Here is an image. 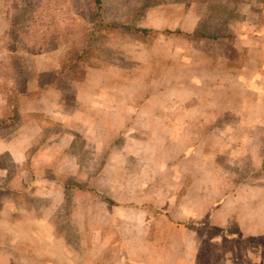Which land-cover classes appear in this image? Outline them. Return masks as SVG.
<instances>
[{"label":"rangeland","instance_id":"1","mask_svg":"<svg viewBox=\"0 0 264 264\" xmlns=\"http://www.w3.org/2000/svg\"><path fill=\"white\" fill-rule=\"evenodd\" d=\"M144 1L103 0L142 36L48 0L57 41L14 53L28 0L0 1V264H264V0ZM84 45L83 80L39 85Z\"/></svg>","mask_w":264,"mask_h":264},{"label":"trees","instance_id":"2","mask_svg":"<svg viewBox=\"0 0 264 264\" xmlns=\"http://www.w3.org/2000/svg\"><path fill=\"white\" fill-rule=\"evenodd\" d=\"M2 1V0H0ZM9 3L15 1L21 3L24 0H7ZM48 0H40L38 3H35V0H28L27 4H23L22 6V15L26 14V18H21L20 15L16 16L11 20L9 28L5 31V45L9 47L11 53H14L16 50L17 43L20 42L23 38H33L37 39L39 43H49L55 41L59 35H57L54 40H52V36H50L51 29L48 28V24L45 25V18H47L46 13L51 11L52 7L47 4ZM94 9V25L92 30L96 33L102 30H107L110 28L116 29L120 26L124 28H128L129 30L138 32L142 36L148 33H157L158 31L153 28L141 27V26H126V24H120L116 21H107L105 19L103 13V0H89ZM150 2L144 1L139 4V7L135 10V14L140 15L144 14L149 7ZM54 11V9H53ZM53 11L51 13H53ZM44 17V18H42ZM43 21V22H42ZM178 32H182L188 38H199L204 36L217 37L215 33H207L203 30L197 29L192 32H184L181 30H177ZM57 41V40H56ZM92 51L91 46L84 45L81 48H74L68 50L62 61L61 66L57 72L49 74L47 78H41L39 80V85L41 87H48L49 85H58L64 80V77H70L71 79L83 80L87 74L86 66L92 65L90 62V54ZM12 59H15V55H11ZM15 71V84L21 85L26 80H23L20 77V73L23 72L21 64L17 63ZM13 69V68H12ZM13 73H6L4 80L6 81L10 77L12 78ZM19 74V75H18ZM10 78V79H11ZM26 85V82L24 83ZM6 85V84H5ZM61 85V84H60ZM7 87V85H6ZM9 88V87H8ZM13 93H7V97L11 102L12 97L17 95L16 88L12 89ZM11 91V90H9ZM26 87L23 86L21 89L19 88L20 93H25Z\"/></svg>","mask_w":264,"mask_h":264},{"label":"crops","instance_id":"3","mask_svg":"<svg viewBox=\"0 0 264 264\" xmlns=\"http://www.w3.org/2000/svg\"><path fill=\"white\" fill-rule=\"evenodd\" d=\"M45 88H48V87H45ZM3 137H4V136H0V143H1L2 140H3ZM1 151H4V150H1ZM13 155H14V153H13Z\"/></svg>","mask_w":264,"mask_h":264}]
</instances>
